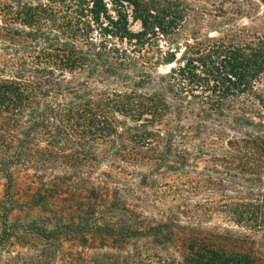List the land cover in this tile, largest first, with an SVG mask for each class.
Instances as JSON below:
<instances>
[{
	"label": "trees",
	"instance_id": "16d2710c",
	"mask_svg": "<svg viewBox=\"0 0 264 264\" xmlns=\"http://www.w3.org/2000/svg\"><path fill=\"white\" fill-rule=\"evenodd\" d=\"M0 186V264H264V0H0Z\"/></svg>",
	"mask_w": 264,
	"mask_h": 264
},
{
	"label": "rangeland",
	"instance_id": "374dc122",
	"mask_svg": "<svg viewBox=\"0 0 264 264\" xmlns=\"http://www.w3.org/2000/svg\"><path fill=\"white\" fill-rule=\"evenodd\" d=\"M188 1H190L193 5H197V4H203V0H188ZM193 28V26L192 25H190L189 27H188V29L190 30V29H192ZM135 29H136V27H135ZM201 30H202V32H203V26H202V28H201ZM177 56H179V55H177ZM0 190H1V186H0ZM191 198V200H190V202L193 204V205H195V204H197V203H200V204H202L203 203V193L202 194H198V195H193V196H191L190 197ZM224 222L223 221H221L220 219H214L213 220V224H223ZM259 244H264V241H261L260 240V242H258Z\"/></svg>",
	"mask_w": 264,
	"mask_h": 264
}]
</instances>
